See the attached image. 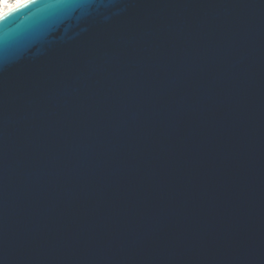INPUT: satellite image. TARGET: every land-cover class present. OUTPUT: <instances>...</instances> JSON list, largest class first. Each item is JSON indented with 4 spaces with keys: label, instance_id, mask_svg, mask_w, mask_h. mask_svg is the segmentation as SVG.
I'll list each match as a JSON object with an SVG mask.
<instances>
[{
    "label": "water",
    "instance_id": "1",
    "mask_svg": "<svg viewBox=\"0 0 264 264\" xmlns=\"http://www.w3.org/2000/svg\"><path fill=\"white\" fill-rule=\"evenodd\" d=\"M0 264H264V0L0 21Z\"/></svg>",
    "mask_w": 264,
    "mask_h": 264
},
{
    "label": "snow or ice",
    "instance_id": "2",
    "mask_svg": "<svg viewBox=\"0 0 264 264\" xmlns=\"http://www.w3.org/2000/svg\"><path fill=\"white\" fill-rule=\"evenodd\" d=\"M59 2V0H56ZM39 0H23L22 3H19L15 8L11 9L10 11L6 12L3 16H0V21H7L10 16H13L15 13H19L24 9L33 7L38 5Z\"/></svg>",
    "mask_w": 264,
    "mask_h": 264
},
{
    "label": "bare ground",
    "instance_id": "3",
    "mask_svg": "<svg viewBox=\"0 0 264 264\" xmlns=\"http://www.w3.org/2000/svg\"><path fill=\"white\" fill-rule=\"evenodd\" d=\"M23 0H17L16 3H4V7L0 12V16H3L6 12L10 11L11 9L15 8L19 3H22Z\"/></svg>",
    "mask_w": 264,
    "mask_h": 264
},
{
    "label": "built area",
    "instance_id": "4",
    "mask_svg": "<svg viewBox=\"0 0 264 264\" xmlns=\"http://www.w3.org/2000/svg\"><path fill=\"white\" fill-rule=\"evenodd\" d=\"M16 3L17 0H0V12L2 11L3 7H4V3Z\"/></svg>",
    "mask_w": 264,
    "mask_h": 264
}]
</instances>
